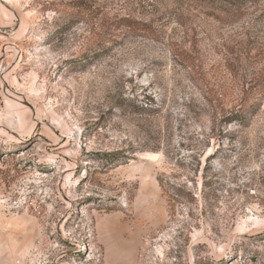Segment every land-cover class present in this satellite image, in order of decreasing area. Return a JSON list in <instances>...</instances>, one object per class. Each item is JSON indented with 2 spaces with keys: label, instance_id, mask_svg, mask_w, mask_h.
Wrapping results in <instances>:
<instances>
[{
  "label": "rangeland",
  "instance_id": "rangeland-1",
  "mask_svg": "<svg viewBox=\"0 0 264 264\" xmlns=\"http://www.w3.org/2000/svg\"><path fill=\"white\" fill-rule=\"evenodd\" d=\"M257 82L264 0H0V264H264Z\"/></svg>",
  "mask_w": 264,
  "mask_h": 264
},
{
  "label": "trees",
  "instance_id": "trees-1",
  "mask_svg": "<svg viewBox=\"0 0 264 264\" xmlns=\"http://www.w3.org/2000/svg\"><path fill=\"white\" fill-rule=\"evenodd\" d=\"M121 22H122L121 23L122 25L133 28V29H135V28L138 29V28L144 26V25H141L142 23L132 21L131 19H128V18L123 19ZM107 48L108 47H106L104 44L98 46L95 53L92 56H94L95 58L103 56L106 53ZM252 89H253V87H252ZM256 93H257L258 97L264 96V84L258 83V90ZM243 118H244V115L242 112H240V113H235L231 119H235L238 122H242ZM231 119L229 120V122H231Z\"/></svg>",
  "mask_w": 264,
  "mask_h": 264
}]
</instances>
